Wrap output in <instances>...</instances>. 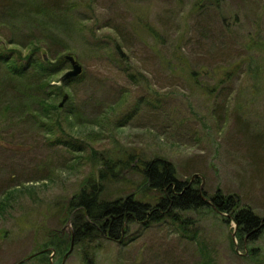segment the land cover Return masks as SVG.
<instances>
[{
  "label": "rangeland",
  "instance_id": "374dc122",
  "mask_svg": "<svg viewBox=\"0 0 264 264\" xmlns=\"http://www.w3.org/2000/svg\"><path fill=\"white\" fill-rule=\"evenodd\" d=\"M41 1L9 0L11 10L0 0V50L32 55L30 41L49 34L53 41L37 44L34 61L56 65L72 53L83 75L53 97L57 105L69 99L57 107L61 127L49 133L39 119L36 99L45 94L36 91L38 80L12 76L0 60V264H43L27 259L45 248L49 230L69 244L48 251L51 264H88L84 252L91 264H203L206 256L208 264H264L253 260L255 249L264 261V234L243 241L235 222L211 208L176 210V220L147 228L131 224L125 244L76 246L72 222L62 233L73 216L69 201L87 180L101 183L103 161L118 163L103 184L105 199L133 194L156 205L160 194L141 171L159 158L193 189L209 197L221 191L264 218V0H224L222 9L204 10H193L195 0H47L52 15L36 10ZM149 24L161 38L144 31ZM234 66L237 76L216 92ZM69 70L47 83L64 86ZM69 137L83 147L59 142ZM134 155L142 161L137 171L120 164Z\"/></svg>",
  "mask_w": 264,
  "mask_h": 264
},
{
  "label": "trees",
  "instance_id": "16d2710c",
  "mask_svg": "<svg viewBox=\"0 0 264 264\" xmlns=\"http://www.w3.org/2000/svg\"><path fill=\"white\" fill-rule=\"evenodd\" d=\"M8 1L9 0H2V2L5 3V7L10 6L11 10L14 9V2L10 4ZM223 2L224 0H195L193 10H197L201 6H203V10L209 8L222 9ZM18 7L30 16L34 17V15H36L32 12V8L27 6V4H24L23 6L18 5ZM36 10H38V12H42L44 15H52L53 3L47 0H42L39 6L36 7ZM138 25L140 27L142 24L138 22ZM143 28L145 29L144 31L150 33L151 38L155 41L158 38H161L157 29L153 26H150V24L143 25ZM81 29L91 33L94 30V28L90 27V25H86ZM45 40L53 41V36L48 34L45 35V38H42V40L36 39L35 41H30V45L35 44L31 47L30 53H38L42 47L39 45L41 47L40 48L37 46V44L43 43ZM177 51L175 54L176 59L179 61V63L184 62L186 66V58L182 57L180 51L179 54H177ZM32 55L29 54L27 56H23L22 52H20L18 49L10 50V52L0 50V60L4 62L12 76L18 77L21 80L28 78L38 80L35 89L36 91L45 94L39 96L36 99V102L41 109V115L39 119H42V122H46L45 124H47L49 128L48 132L52 133V127L54 125L58 126L59 128L61 127V122L58 120L59 115L57 110V107L60 109L61 107L58 106L60 104H56L55 100L53 101V97L59 96L56 99H60V97H62L61 90L66 87V84L80 81L83 74L77 79L65 82L64 86L51 87L50 83H47L46 80L50 77L52 78L54 74L60 71L65 65L70 66L69 62L64 59L65 55L59 59H56V65H53V63L50 61H45L43 58L40 61H34ZM167 62V67L169 69H173L174 66L172 63L169 62V60ZM248 67V70L251 71L252 69L250 65ZM224 72V77L218 81V84L214 89L216 92L220 89V85H222V83L225 81L230 82L237 76L238 66H234ZM31 73L33 76H31ZM232 77L234 78L232 79ZM224 98L222 99V104L223 107H226V101ZM9 109H11L9 104L4 106V110ZM239 109L240 112L247 110L242 104H239ZM223 111H225V109ZM59 142H62V144L69 147H83L82 144H77V142L71 140L70 137L67 140L63 139ZM256 145L259 146L257 141ZM8 150L14 151L10 149ZM253 155H256L254 151ZM141 163V159L134 155L129 156L125 159L124 163L120 164L137 171L138 167L140 166L139 164ZM103 164L105 170H103L100 176L101 183H95L91 180H87L85 186L78 192V194L73 197L72 201L68 200L70 202V207L72 208L71 211H73L71 222L74 227L76 246L86 243V245L88 244L87 246L90 247L91 244L98 239L125 244L128 234L127 229L131 224H137L147 228L154 223H160L165 218H174L176 220V215L174 213L176 210L198 211L204 208L214 209L219 215L230 217L232 220L231 222H235L237 225V235L243 241L246 240L254 242L257 240V238H260L264 234V218L256 214L250 207L243 205L241 201H238L234 197L224 195L221 193V191H218L213 197H209V195L203 192V189H193V187H190L188 183L178 179L176 168L173 164L159 158L152 159L148 162H143V168L141 171L144 179L149 185V188L160 194V198L156 201V205H153L152 202H147L141 198H138L133 194H129L123 198L111 200L105 199V190L103 184L108 181V178L115 176L113 174V169L118 163L103 161L101 165ZM207 201H210V203H207ZM47 235L48 241L44 244L45 248L38 252L40 254L35 253L38 254L36 258L41 260L43 264H51L50 259L48 260L47 258L48 251L50 249H55L52 250V252L54 251L55 253L61 246L69 249V244L62 236L59 234L57 235L55 231L49 230ZM254 252L256 253L253 254V260L259 261V263L264 262L259 251L254 249ZM205 258L206 260L205 262L203 261V264H208L210 259L208 256ZM88 259V252H84L85 262L91 264L89 263Z\"/></svg>",
  "mask_w": 264,
  "mask_h": 264
},
{
  "label": "water",
  "instance_id": "95a60500",
  "mask_svg": "<svg viewBox=\"0 0 264 264\" xmlns=\"http://www.w3.org/2000/svg\"><path fill=\"white\" fill-rule=\"evenodd\" d=\"M64 59L69 62L70 64V70L67 71L63 76L62 78L60 79V82L62 84H64L65 82L67 81H70V80H73V79H77L78 77H80L82 74H83V66L79 63L78 59L76 56L72 55V54H67L65 55ZM45 60H47V58L45 57ZM69 97L68 95H65L63 97V100L62 102L60 103V107H64L65 103L68 101ZM5 146L10 149V150H13V146L12 145H8V144H5ZM28 148H21L19 150H22V151H25L27 150ZM18 151V150H17ZM207 203H210V201H207ZM70 221L67 223L66 227L63 229L62 233L65 232V230H67L68 228H70ZM237 226V225H236ZM237 228V227H236ZM237 230V229H236ZM56 234H59L60 232L58 231H55ZM73 249H74V238L72 239V242H71V247H70V250L68 251V253L64 256V260H63V263L65 262L66 258L73 252ZM55 253V252H54ZM40 254V253H38ZM38 254H35L31 257H29L27 260H30L32 259L33 257L37 256Z\"/></svg>",
  "mask_w": 264,
  "mask_h": 264
},
{
  "label": "flooded vegetation",
  "instance_id": "af4514ba",
  "mask_svg": "<svg viewBox=\"0 0 264 264\" xmlns=\"http://www.w3.org/2000/svg\"><path fill=\"white\" fill-rule=\"evenodd\" d=\"M4 145H5V144H4ZM68 219H69L68 222L70 221V223H71V219H70V218H68ZM68 222H67V223H68ZM53 252H54V251H53Z\"/></svg>",
  "mask_w": 264,
  "mask_h": 264
}]
</instances>
